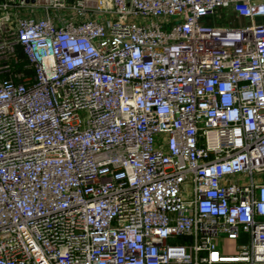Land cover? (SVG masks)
Returning a JSON list of instances; mask_svg holds the SVG:
<instances>
[{
	"label": "built area",
	"instance_id": "built-area-1",
	"mask_svg": "<svg viewBox=\"0 0 264 264\" xmlns=\"http://www.w3.org/2000/svg\"><path fill=\"white\" fill-rule=\"evenodd\" d=\"M263 16L0 0V264H264Z\"/></svg>",
	"mask_w": 264,
	"mask_h": 264
},
{
	"label": "crops",
	"instance_id": "crops-1",
	"mask_svg": "<svg viewBox=\"0 0 264 264\" xmlns=\"http://www.w3.org/2000/svg\"><path fill=\"white\" fill-rule=\"evenodd\" d=\"M264 21V16L260 18ZM209 21L216 23H228L232 25H241L248 21V18L238 14L232 6L219 8L209 18ZM235 176H233L234 178ZM237 177V176H236Z\"/></svg>",
	"mask_w": 264,
	"mask_h": 264
},
{
	"label": "rangeland",
	"instance_id": "rangeland-1",
	"mask_svg": "<svg viewBox=\"0 0 264 264\" xmlns=\"http://www.w3.org/2000/svg\"><path fill=\"white\" fill-rule=\"evenodd\" d=\"M245 237H246V234L243 233L237 239L227 241L226 238L223 236V237H221V245H222V247H226L227 246L228 250L231 252V251L236 249V245L237 244L244 242Z\"/></svg>",
	"mask_w": 264,
	"mask_h": 264
}]
</instances>
